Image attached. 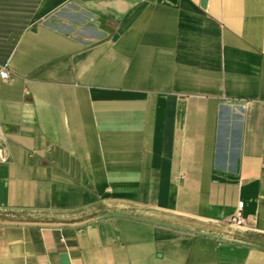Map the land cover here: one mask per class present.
Segmentation results:
<instances>
[{
  "label": "crops",
  "instance_id": "1",
  "mask_svg": "<svg viewBox=\"0 0 264 264\" xmlns=\"http://www.w3.org/2000/svg\"><path fill=\"white\" fill-rule=\"evenodd\" d=\"M1 65L0 264H264V0H0Z\"/></svg>",
  "mask_w": 264,
  "mask_h": 264
},
{
  "label": "built area",
  "instance_id": "2",
  "mask_svg": "<svg viewBox=\"0 0 264 264\" xmlns=\"http://www.w3.org/2000/svg\"><path fill=\"white\" fill-rule=\"evenodd\" d=\"M10 76H11L10 71H9L7 65H1L0 66V78L3 80H7V79H10ZM2 159H3V157H2ZM231 224L234 226H237V227H242L244 225V218L242 217V215L234 217L231 220Z\"/></svg>",
  "mask_w": 264,
  "mask_h": 264
},
{
  "label": "water",
  "instance_id": "3",
  "mask_svg": "<svg viewBox=\"0 0 264 264\" xmlns=\"http://www.w3.org/2000/svg\"><path fill=\"white\" fill-rule=\"evenodd\" d=\"M207 3H208V0H202V7L205 8L207 6ZM62 260L64 264H70L68 253L62 254Z\"/></svg>",
  "mask_w": 264,
  "mask_h": 264
}]
</instances>
